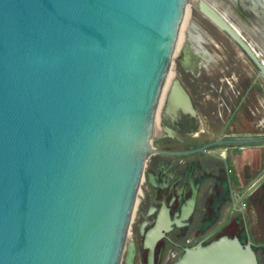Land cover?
<instances>
[{
    "label": "water",
    "instance_id": "obj_1",
    "mask_svg": "<svg viewBox=\"0 0 264 264\" xmlns=\"http://www.w3.org/2000/svg\"><path fill=\"white\" fill-rule=\"evenodd\" d=\"M189 3L0 0V264L122 263ZM200 8L264 78L240 32ZM168 96L189 100L177 77ZM174 264L260 261L252 241L222 235Z\"/></svg>",
    "mask_w": 264,
    "mask_h": 264
},
{
    "label": "flooded vegetation",
    "instance_id": "obj_2",
    "mask_svg": "<svg viewBox=\"0 0 264 264\" xmlns=\"http://www.w3.org/2000/svg\"><path fill=\"white\" fill-rule=\"evenodd\" d=\"M201 1L235 27L264 61L215 3L196 0L194 8L188 9L182 25L186 33L180 34L177 63L171 73L189 100L169 105L170 78L158 109L154 151L146 162L132 237L121 264H126L130 243L135 246L133 264H174L187 247L207 244L222 235L252 241L262 264L264 181L248 191L264 174V146L258 163L247 161L245 153L251 145L264 143L222 141L264 136L261 131L235 130L244 108L256 114L249 104L253 96H260L258 79L264 78L242 47L200 8ZM224 1L241 17L264 21V0H253L255 5L244 0ZM252 66L258 71L256 76ZM258 101L261 104L260 98ZM258 126H264V118H259Z\"/></svg>",
    "mask_w": 264,
    "mask_h": 264
},
{
    "label": "rangeland",
    "instance_id": "obj_3",
    "mask_svg": "<svg viewBox=\"0 0 264 264\" xmlns=\"http://www.w3.org/2000/svg\"><path fill=\"white\" fill-rule=\"evenodd\" d=\"M209 1L215 3L222 11L228 14L230 19L242 30L243 34L254 44L256 50L264 59V21H259V22H256L254 20L250 21L241 17L237 12L232 10L224 0H209ZM195 2L196 0H190V3L188 5V9L190 11L194 8ZM184 33H186L185 26L182 27L180 34L183 35ZM176 63H177V56L174 57L172 71H175ZM250 70L253 76L257 75L258 71L255 67H253ZM258 85L261 94L260 96H253L249 104L252 107V109L255 110L256 114H254L249 107H246V109L244 108L242 112L238 115L237 120L235 121L236 131H245L249 133L261 131L264 133V126H260V127L258 126L259 118H261V120L264 118V80L262 78L258 79ZM259 98L262 105L258 101ZM257 106L258 107L260 106L259 110L257 109ZM262 146H264V144L251 145V147L248 148L247 152L245 153V159L247 161L252 160L254 164L258 163L262 157V153L260 152L264 150ZM262 220H264L263 217ZM131 227H132V223H131ZM131 227L128 235L129 239L132 237ZM262 264H264V257L262 258Z\"/></svg>",
    "mask_w": 264,
    "mask_h": 264
},
{
    "label": "bare ground",
    "instance_id": "obj_4",
    "mask_svg": "<svg viewBox=\"0 0 264 264\" xmlns=\"http://www.w3.org/2000/svg\"><path fill=\"white\" fill-rule=\"evenodd\" d=\"M174 77H175V76H172V73L170 72V74H169V76H168V79H167V82H166V83H168V80L171 78V79H170L169 90L167 91L168 93L166 94V96H168V94H169V91H170V88H171V84H172V81H173ZM166 86H167V84H166ZM166 86H165V88H166ZM164 94H165V89H164V93H163L162 96H164Z\"/></svg>",
    "mask_w": 264,
    "mask_h": 264
}]
</instances>
